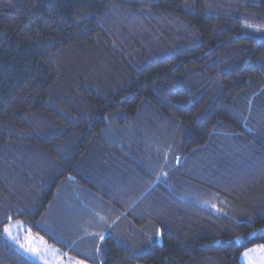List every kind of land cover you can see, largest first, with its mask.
Listing matches in <instances>:
<instances>
[{
    "label": "trees",
    "instance_id": "obj_1",
    "mask_svg": "<svg viewBox=\"0 0 264 264\" xmlns=\"http://www.w3.org/2000/svg\"><path fill=\"white\" fill-rule=\"evenodd\" d=\"M263 32L264 0H0V264H41L14 220L59 264L264 247Z\"/></svg>",
    "mask_w": 264,
    "mask_h": 264
},
{
    "label": "rangeland",
    "instance_id": "obj_2",
    "mask_svg": "<svg viewBox=\"0 0 264 264\" xmlns=\"http://www.w3.org/2000/svg\"><path fill=\"white\" fill-rule=\"evenodd\" d=\"M258 35L264 36L263 33H258ZM8 227L10 230L9 233H5L4 235L9 238L11 241H14L18 248L29 258L39 261L41 264H50L46 263L42 259L53 253V246L46 243L40 236L37 234H33L28 232L27 226L21 220H14L9 222L5 228ZM38 239L40 243L38 244ZM263 247V246H262ZM76 264V263H75ZM79 264H82L79 262Z\"/></svg>",
    "mask_w": 264,
    "mask_h": 264
},
{
    "label": "crops",
    "instance_id": "obj_3",
    "mask_svg": "<svg viewBox=\"0 0 264 264\" xmlns=\"http://www.w3.org/2000/svg\"><path fill=\"white\" fill-rule=\"evenodd\" d=\"M39 243H40V240L38 239V244ZM46 243H48V242H46ZM49 245L53 246L52 248L54 251L52 254L49 255L50 257H47L48 256L47 255L42 260L45 261L46 263H50V264H59V261H60L61 256H62L61 255L62 250L60 248H58L57 246H54L53 244H49ZM253 250H255V251H253ZM245 253H248V255L245 256ZM63 254L68 255L70 257V255L65 251H63ZM241 261L243 264H264V247L255 246L253 248H250V249L244 251L241 254ZM82 264H89V263L85 262Z\"/></svg>",
    "mask_w": 264,
    "mask_h": 264
},
{
    "label": "snow or ice",
    "instance_id": "obj_4",
    "mask_svg": "<svg viewBox=\"0 0 264 264\" xmlns=\"http://www.w3.org/2000/svg\"><path fill=\"white\" fill-rule=\"evenodd\" d=\"M3 231H4L5 233H9V234H10V230H9L8 227L4 228ZM253 251H255V250H253ZM247 255H248V253H245V256H247ZM77 264H79V262H77Z\"/></svg>",
    "mask_w": 264,
    "mask_h": 264
}]
</instances>
